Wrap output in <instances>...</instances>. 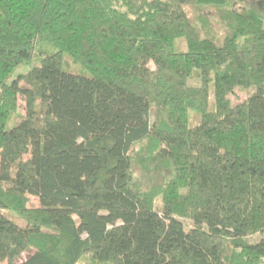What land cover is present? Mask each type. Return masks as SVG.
<instances>
[{
    "label": "trees",
    "instance_id": "1",
    "mask_svg": "<svg viewBox=\"0 0 264 264\" xmlns=\"http://www.w3.org/2000/svg\"><path fill=\"white\" fill-rule=\"evenodd\" d=\"M84 256L264 264V0H0V264Z\"/></svg>",
    "mask_w": 264,
    "mask_h": 264
},
{
    "label": "rangeland",
    "instance_id": "2",
    "mask_svg": "<svg viewBox=\"0 0 264 264\" xmlns=\"http://www.w3.org/2000/svg\"><path fill=\"white\" fill-rule=\"evenodd\" d=\"M34 62L30 63L29 65L27 66H20L16 69V71L14 72V75L18 72H20L21 70H24L26 71ZM195 74L192 75V77L194 76ZM190 78L189 79V82H192V80L196 83L197 80L194 78ZM192 79V80H191ZM256 91V87L254 86H250V87H236L233 91V94L230 95V100H231V103H236L238 101H242L244 100L248 95L254 93ZM209 108L210 109H213L214 108V104H213V99H212V95L209 99ZM18 111L19 113H23V102L22 100L20 99V104H19V108H18ZM200 122V115L194 111V110H189L188 112V125L190 126H193V125H196ZM25 154V157L28 156V150H25L24 152ZM31 203L33 204H36L37 203V200L33 197H31ZM186 222V221H185ZM188 226V225H187ZM261 235L259 233H256V234H253L251 236H249L248 238L250 240H253V239H258ZM27 253H23L22 254V258L26 257ZM79 264H90L88 262V256H84L80 261H79Z\"/></svg>",
    "mask_w": 264,
    "mask_h": 264
}]
</instances>
